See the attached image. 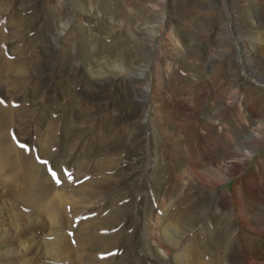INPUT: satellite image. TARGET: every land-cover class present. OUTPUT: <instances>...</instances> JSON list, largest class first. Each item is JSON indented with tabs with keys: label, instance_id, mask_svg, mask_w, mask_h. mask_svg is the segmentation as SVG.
I'll use <instances>...</instances> for the list:
<instances>
[{
	"label": "rangeland",
	"instance_id": "obj_1",
	"mask_svg": "<svg viewBox=\"0 0 264 264\" xmlns=\"http://www.w3.org/2000/svg\"><path fill=\"white\" fill-rule=\"evenodd\" d=\"M0 8L5 57L13 62L18 45L32 38L31 51L25 56L34 59L31 62L37 69L22 79L26 86L15 77L0 78V105L12 116L9 140L23 156L34 158L52 187L65 194L79 186L78 175L82 173L88 178L94 176L95 181L117 177L97 203L77 196L65 201L69 232L97 225L119 210L125 214L112 225L123 228L124 238L128 239L106 254L94 250L92 254L102 261L114 262L127 253L129 264L264 263V236L257 238L252 251L235 241L250 224L264 230V138L242 168L214 189H204L196 180H186L178 188L175 177L177 168L180 172L192 167L200 172L224 169L238 156L239 136L245 138L264 123V20L253 13L264 10V0H0ZM242 12L247 15L245 24L239 17ZM15 15L28 22L18 30L9 27ZM14 34L21 36L10 39ZM251 38L255 41L249 43ZM244 43L249 48L245 49ZM248 50L252 55L247 54ZM112 61L125 66V71H112L118 68L108 66ZM90 68L97 71V77L91 75ZM156 81L161 85L160 100L165 101L160 106L153 99ZM140 103L143 107L135 113ZM190 105L195 110L185 111ZM223 105L227 109L220 121L225 128L219 135L220 121L211 113ZM129 111L132 116L124 119ZM158 121L181 137L183 156L168 148L155 125ZM233 128L238 135L230 133ZM74 129L84 135L73 149L64 148L67 130L69 133ZM259 135L264 137V126ZM48 145L52 147V158L42 154ZM4 178L0 173V181ZM249 180L251 183H247ZM235 187L242 191L240 207L248 213V222L236 221ZM252 191L258 199L254 200ZM219 194L224 195L228 207L215 211L212 207ZM6 195L12 205L10 214L0 219L1 232L15 231L13 217L31 212L18 194ZM209 196L210 208L200 218V230L197 226L182 233L176 230L179 238L174 248L153 246L151 237L140 234L142 223L158 228L156 225L164 224L165 219L181 218L191 206ZM219 216L227 219L228 227L235 225L231 231L235 242L216 248L218 240L213 230L221 225ZM49 230L35 228L32 233L44 244L54 238ZM65 235L73 237L71 233ZM75 240L72 256L63 263L43 253L21 254L12 249L0 258V264H88L82 242ZM130 241L132 248L126 247ZM24 242L23 236L13 238L0 245V253L15 246L22 248Z\"/></svg>",
	"mask_w": 264,
	"mask_h": 264
},
{
	"label": "bare ground",
	"instance_id": "obj_2",
	"mask_svg": "<svg viewBox=\"0 0 264 264\" xmlns=\"http://www.w3.org/2000/svg\"><path fill=\"white\" fill-rule=\"evenodd\" d=\"M115 3H117V2H115ZM260 10L261 11H259L257 13L255 11L253 13L255 15L259 14L258 17L261 18L262 20H264V10L262 8H260ZM1 13H2V10L0 8V14ZM239 17L242 18V21L245 24L246 20H247L246 19L247 15H243V12H242V14H239ZM27 23L28 22H26L24 19L22 20L19 17V15H15V18L12 21V23L9 24V27H13V28H16L18 30L20 26H22V25L25 26ZM243 28H244V26H243ZM19 36H21V34L20 35L14 34V35L9 36V38L14 40L16 38H19ZM253 40H254V38L249 39V43L253 42ZM5 41L6 40H5V34H4V29H3V23H2V21H0V78H2V77H15V78H17L19 84L23 83L24 86H26V82L23 81L22 79H25L27 74H31V75L35 74L36 70H37L36 66H34L33 63L31 62V61L35 62L34 59L30 58V57L28 58L25 56L26 53L31 51L32 44H33L34 40H32V38L27 39V40H24L26 42L25 44L23 43L24 45L22 43L18 45L19 49L16 50L17 52L14 54V58H13L14 61L13 62H11L10 60H8L5 57L6 52H7V45H6ZM41 41H44V40H41ZM21 42H22V40H21ZM43 43H46V42L44 41ZM245 44L246 43H244V46H245ZM247 47H248V45L245 46V49ZM47 52L48 51H45L44 54L47 55ZM250 52L251 51L248 50L247 54L252 55V53L250 54ZM251 57H253V56H251ZM88 60H90V59H88ZM113 65L118 66V68L115 67V68H113L112 71H115L116 73L118 71L120 73L125 71V66L123 67V66L119 65V63L117 61H112V62H109V64H108V66H113ZM90 73L92 76L97 77L98 73L94 69L90 68ZM157 75H158V73H157ZM154 82H155V80H154ZM155 87L157 88V94L154 95L153 99H154L155 104L160 106V105H162L163 102H165L164 99H163V102L160 100L161 85L156 81ZM31 88H33V87H31ZM144 91L146 92V88L144 89ZM236 93H234V98L236 97ZM143 95H145V94H143ZM1 97L4 100L5 97L3 95H1ZM141 102L143 103V101H141ZM137 103L138 102H136L135 104H137ZM142 103H140L139 105L136 106V108L134 109L135 113L139 112L142 109V107H143ZM192 105L185 106V108H184L185 111L186 110L189 112L193 111ZM226 109H227V107L223 105L221 108H217V110L212 112L211 115L213 116V118H216L218 121H220L221 117L224 116ZM130 112L131 111L127 112L124 115V119H127L128 117L132 116L131 114H129ZM20 113L22 114V112H20ZM9 116H10V112L6 111L0 105V173H3L5 176L4 180L0 181V214H4V215L0 216V219L3 217L6 218L5 214H7V212H9V214H10V212H11L10 209H11L12 204L9 201H6L8 198L5 197V196L8 197V195H6L7 192L9 194H11L12 196L15 194L16 195L18 194L19 195L18 197L22 200V202L26 203V205L31 209V212L27 215H23L22 213L17 215V216L14 215L15 217H13V218L15 220V224L13 226L14 228L13 227H11V228H13L15 231H13V230L11 231L10 229L5 230V232L0 231V245H5L8 242H11L13 238H17V237H21V236L24 237V241H25L24 242L25 244L23 245L22 248L21 247L19 248L18 246H15V247L9 248V249L7 248L8 250H5L2 253H0V258L2 259L3 257L7 256L6 254L13 252L12 249H14L16 251L18 250V253H21V254L27 253V254L35 255L37 253L38 254L43 253V254L48 255V257H51V258L56 259L58 261H61L63 263L65 261V259H68L72 256V252L74 251V249H73L74 247L72 245V240L76 239L75 242L81 241L83 244V246L81 245L82 246L81 249H84L86 252L85 255H86V260L88 261V264H98V263L111 264L113 262V260L102 261L101 259L96 258V256H94L92 254V252H94V250H99L100 254H106L112 250L111 247L113 248L116 244L118 245L119 243H121V240L123 241V243L125 240L127 241L128 238L127 239L124 238L123 228L116 229L113 227L115 225L114 223H117L119 221V219H121L122 216H124L125 211H124V213H120L119 210L117 212L115 211L112 213V215L106 216L101 221L97 222L98 223L97 225H90L87 227H85V226L84 227H78L75 230L72 229L73 232H69V231H71L70 230L71 225L68 224V219H66V217H65L66 212L64 210V204H65L66 200H73L75 196H77V198L79 197L80 199L85 200V201L90 200V199H94L95 203L99 202L102 198L105 197V194L107 192L105 190H107V187L109 185H111L112 181L117 177L107 179L106 181H103V180L102 181H100V180L95 181L93 179L94 176L92 177V175H91L88 178V176H86L85 174L82 173V174L78 175V181L80 182L79 186L77 188L70 189L69 190L70 194H65L61 190H55L52 187V185L50 184V182L48 181L47 177L45 176L44 169L39 167L40 165H38L35 162L34 158H31L30 156L29 157L23 156L22 153L17 150V148L15 147L13 142H11V140H9L10 138H9L8 132H9V129L11 127H13V126H11L12 116H10V117ZM163 118H164V116L162 117V119ZM237 118L241 119V116L237 115ZM13 120H12V122H13ZM121 121H122V119L120 120V122ZM241 121H242V119H241ZM230 122H232V121H230ZM171 123L174 124L173 121H171ZM175 123H176V121H175ZM229 123H228V127H230ZM180 124L186 125L184 123H180ZM155 125L162 131L163 136L166 139L167 144L169 145L168 148L170 150L178 153V156H183V152L181 149V143H180L181 137L173 134L170 130H168L167 129L168 126L166 128V124L164 126V123L162 121H158ZM182 125H181V127H182ZM219 126L222 127V129H221L222 131L220 133H218L220 135V134H222L225 126L221 121L219 123ZM223 126H224V128H223ZM261 126H264V123H261L259 128L257 126L256 129L254 128V130L250 131V133L245 138H242L243 136H239L240 138H239V141L237 142V147H236V150L239 152V153H237L238 156H236L233 160H231L229 163H227L224 166V169L223 168L218 169V168H216L217 167L216 166V167H214V168H216V171L213 169L207 168V170H206L203 168L204 170H202L200 172V170H195L192 167V168H185L184 170L182 169V171L180 172L179 169L176 167L177 168V172L175 173L176 176L174 175L176 177V182H178V183H176V186L177 187L179 185H180V187L184 186L183 182L186 180H187V182H189L190 180H196L200 184V186L204 189L216 188L220 183L224 182L226 178L233 176V174H235L238 170H240L242 168V165H244L245 161L251 157V155H252L251 152L253 151L252 149L256 150L262 144V140L264 137H260V135H259V130H260ZM195 129H196V127H195ZM117 130H118V128H117ZM229 131L232 134H237V135L239 134V132H237L234 128L230 129ZM253 131H255V132H253ZM119 132H121V131H119ZM65 135H66V137H65V140L63 141L64 146L63 145L62 146L64 148L73 149L75 142L80 140L82 138V136L84 135V133L76 131L74 129L73 131H71L69 133L67 130V134H65ZM227 137H229V136H227ZM97 138H98V136H97ZM230 138L231 137H229V141H231ZM44 141L46 142V140H44ZM208 142H210V141H208ZM47 144H48V142H47ZM48 147L49 148L43 147L44 151H42V154L46 158H52V156H53L52 151H51L52 147L49 145H48ZM87 150H88V148H87ZM92 150L94 151V149H92ZM104 150H106V149H104ZM102 151H103V149H102ZM172 151H169V152L171 153ZM177 166L180 167V164H178ZM209 173L210 174L213 173L216 176L213 175L211 177ZM160 177H161V175H160ZM163 177H164V175H163ZM86 179H89V180L85 181ZM13 180L18 181L19 184H15ZM117 180H119V178ZM211 181H213V182H211ZM167 183L169 185L171 184L173 186V184L170 183V181H167ZM247 183H251V180H249ZM103 185H105V186H103ZM4 186H7V188L3 189ZM167 190H168V188H167ZM170 191H171V189H170ZM240 192H242V191H239L237 189V187L234 188L233 195L235 196V199H236V213H235V214H237L236 221L240 222V223L241 222H248V220L250 219L248 217V213H246V211H241L240 198L242 196H241V194H239ZM252 196H253L254 200L259 198V197H257V194H255L254 192H253ZM262 197H264V195ZM65 198H67V199H65ZM210 198H211L210 196L204 197L203 200L198 201L195 204V207L191 206L190 209L186 210L185 215L181 216V218H179V219L176 217H171L169 219L168 218L165 219L164 224L162 223L161 225L160 224L156 225V226H158V228H156L154 226H150L149 224H147L145 222L142 223L140 226L141 227L140 228V234L143 236L151 237V239L153 241V242H151V244L153 246H157V247L162 248V245H167V247L171 246L172 248H174L176 246V243H177V242H175V240H176V238H179V235L177 234L176 230L180 231L182 233L188 229H192L195 226H197V228L195 227L196 229H199L198 227H200L199 221H200L201 216H203L204 213L206 211H208L210 208V205L208 203ZM160 202H162V201H160ZM73 204H76V202H74ZM73 206H75V205H73ZM159 206H161L160 203H159ZM164 206H165V204H164ZM227 207H228V205H227V202L225 201L224 195L219 194L218 196H216L212 209H214L215 211H219V208L223 209V208H227ZM168 211H169V209L166 211V215H167ZM74 213H77V212H75V210H74ZM223 213H225V212H223ZM16 214H17V212H16ZM210 214H211V210H210ZM228 215H229V213L225 214V217ZM149 216H150V214H149ZM225 217H222V216L218 217L219 218L218 223L221 225L219 227L216 226L215 230H213L216 232V235H214V236H217V240H218L217 245H215V247L217 246L216 248H220L221 246L227 245L230 242L231 243L235 242V241L237 242V240H238V246L239 247L242 244H245L247 246L246 248L248 249V251H252L253 249H255V246L258 243L256 241H258L262 236H264V230L263 229H262L263 231L259 230L254 225L248 224L249 226L247 227V229L246 230L243 229V231H241L240 233L237 234V237H235V241L234 240L232 241V239H234V238H231L232 237L231 231L233 230V227L235 225H232L231 228L228 227L227 226V219ZM65 219H66V221H65ZM148 219H147V221H148ZM152 219H154V218H152ZM94 220H96V219H94ZM0 221H2V220H0ZM112 224H114V225H112ZM35 228H40L41 230L51 229V230H49V232L52 236H54L53 240L51 242H44V244H42L39 240H36L33 236L32 232ZM213 228H214V225H213ZM210 232H212V231H210ZM67 233L73 234V237H71L72 239L71 238L69 239V237L65 235ZM212 238H213V236H212ZM257 238H259V239H257ZM197 240L200 241L199 239H197ZM218 243H219V245H218ZM127 245L129 247L131 246V248L133 246V245H131V241L129 244H126V247H127ZM143 246H144V244H143ZM150 246L151 245H148V249L153 251L150 248ZM193 246H195V244H193ZM129 247L127 248L128 251H129ZM249 247H252V248H249ZM166 253H168V248L166 250ZM216 253H218V252H216ZM199 255H201V253ZM128 257H129V254H127V253L121 254L120 257L118 259L114 260V262L112 264H129L128 260H127ZM216 260H218V259H216ZM207 263H208V261H207ZM207 263L198 262V264H207ZM70 264H74V263L71 262ZM250 264H255V263L252 262Z\"/></svg>",
	"mask_w": 264,
	"mask_h": 264
},
{
	"label": "snow or ice",
	"instance_id": "obj_3",
	"mask_svg": "<svg viewBox=\"0 0 264 264\" xmlns=\"http://www.w3.org/2000/svg\"><path fill=\"white\" fill-rule=\"evenodd\" d=\"M53 176H55V174L53 173Z\"/></svg>",
	"mask_w": 264,
	"mask_h": 264
}]
</instances>
